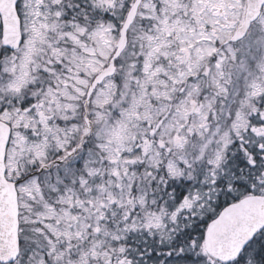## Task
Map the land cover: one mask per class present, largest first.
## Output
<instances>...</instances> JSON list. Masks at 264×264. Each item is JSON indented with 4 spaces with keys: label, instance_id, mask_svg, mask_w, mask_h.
I'll return each mask as SVG.
<instances>
[{
    "label": "snow or ice",
    "instance_id": "1",
    "mask_svg": "<svg viewBox=\"0 0 264 264\" xmlns=\"http://www.w3.org/2000/svg\"><path fill=\"white\" fill-rule=\"evenodd\" d=\"M0 264H264V0H0Z\"/></svg>",
    "mask_w": 264,
    "mask_h": 264
}]
</instances>
